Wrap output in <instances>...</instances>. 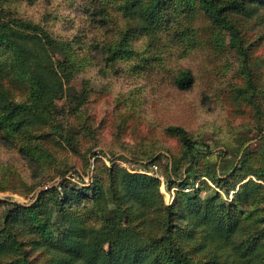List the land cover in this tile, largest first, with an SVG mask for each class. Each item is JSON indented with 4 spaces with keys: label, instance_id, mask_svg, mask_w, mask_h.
Returning a JSON list of instances; mask_svg holds the SVG:
<instances>
[{
    "label": "rangeland",
    "instance_id": "1",
    "mask_svg": "<svg viewBox=\"0 0 264 264\" xmlns=\"http://www.w3.org/2000/svg\"><path fill=\"white\" fill-rule=\"evenodd\" d=\"M175 2L162 8L166 20L155 40L134 33L126 44L129 55L111 62L131 25L119 1L0 0V21L41 26L70 46L68 52L56 54L32 45L28 71L37 70L35 55L49 60L46 66L52 73L42 75L51 91L52 98L44 104L52 118L44 115L64 136L41 122L25 126L28 139H5L0 133V200L29 206L49 187L61 190L66 182L90 187L101 168L117 167L159 179L165 203L171 205L191 165L170 127L183 128L203 148H211L191 167L196 185L188 187L194 190L196 176L215 171L207 161L221 156L224 172L234 164L233 173L241 162L240 176H247L243 183L257 181L252 173L264 167V6L251 4L256 7L252 17L232 18L236 40L214 25L200 4L188 9L182 0ZM65 56L68 62L61 67ZM184 71L194 77L188 91L176 85ZM16 87H10L14 100L30 104L29 91ZM79 103L76 112L73 106ZM169 172L178 181L171 189ZM207 180L210 193L216 191ZM190 188L184 192L192 194ZM220 193L228 204L235 199L236 192ZM245 210L246 222L258 221L257 231L264 235V209ZM229 250L220 262L234 263ZM32 259L51 264L42 251Z\"/></svg>",
    "mask_w": 264,
    "mask_h": 264
},
{
    "label": "trees",
    "instance_id": "2",
    "mask_svg": "<svg viewBox=\"0 0 264 264\" xmlns=\"http://www.w3.org/2000/svg\"><path fill=\"white\" fill-rule=\"evenodd\" d=\"M117 1L131 25L111 62L129 55L126 44L134 33H144L155 40L156 30L166 20L162 8L177 4L175 0ZM182 2L188 9L200 4L212 23L230 31L236 40L238 29L232 18L252 17L256 7L251 4L264 6V0ZM32 45H43L46 51L51 49L56 54L70 49L69 44L55 39L41 26L20 20L0 21V133L5 139L20 135L28 139L25 128L34 122L64 136L62 128L44 115H49L44 103L52 98L42 75L52 73L46 66L49 60L35 55L37 70L28 71L29 60L32 62L34 57ZM65 58L61 67L68 62ZM59 82L63 86L62 78ZM176 85L182 91L190 90L194 85L192 73L182 72ZM11 86L26 88L30 104L16 102ZM81 106L76 104L73 110L78 112ZM168 132L180 138L191 165L181 178L182 190L173 204L165 203L159 179L130 174L117 167L101 168L90 187L69 182L61 190L49 187L29 206L0 200V264H36L32 256L39 251L47 255L51 264H225L220 257L229 247L235 264H264V235L257 231L258 221L246 222L249 213L245 210L248 206L255 212L264 209V167L252 173L257 181L243 183L247 176H240L241 162L231 173L234 164L224 172L223 156L217 161L209 159L207 165L216 170L208 169L206 174L196 176L199 183L193 190L188 187L196 185L191 167L211 148H203L183 128L170 127ZM169 174L167 188L171 189L178 181ZM199 177L204 179L200 181ZM207 179L216 191L210 193L213 189ZM187 188L193 193H185ZM220 191L227 196L236 192L233 202L228 204ZM261 218L263 221L264 216ZM208 248L211 253L204 258L202 254Z\"/></svg>",
    "mask_w": 264,
    "mask_h": 264
}]
</instances>
